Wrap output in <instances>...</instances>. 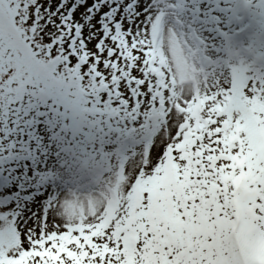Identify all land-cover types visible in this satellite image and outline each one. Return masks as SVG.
Listing matches in <instances>:
<instances>
[{"label": "snow or ice", "instance_id": "1", "mask_svg": "<svg viewBox=\"0 0 264 264\" xmlns=\"http://www.w3.org/2000/svg\"><path fill=\"white\" fill-rule=\"evenodd\" d=\"M33 111L100 188L0 213V264H264V0H0Z\"/></svg>", "mask_w": 264, "mask_h": 264}, {"label": "bare ground", "instance_id": "2", "mask_svg": "<svg viewBox=\"0 0 264 264\" xmlns=\"http://www.w3.org/2000/svg\"><path fill=\"white\" fill-rule=\"evenodd\" d=\"M29 116L34 119L23 117L18 122L10 151H0V177L4 178L0 195H11L6 203L13 207L10 214L41 215L49 202L62 200L72 191H98L100 185L65 152V134L55 121L44 120L34 111Z\"/></svg>", "mask_w": 264, "mask_h": 264}, {"label": "rangeland", "instance_id": "3", "mask_svg": "<svg viewBox=\"0 0 264 264\" xmlns=\"http://www.w3.org/2000/svg\"><path fill=\"white\" fill-rule=\"evenodd\" d=\"M27 119V117H26ZM49 120L45 117L44 120ZM1 120V119H0ZM23 117L19 121H22ZM43 120V122H44ZM12 116H9L7 121L2 119V124L0 125V151L2 153L7 154L10 151V146L12 143V138L17 133L18 122ZM13 207L9 205H1L0 204V213H10Z\"/></svg>", "mask_w": 264, "mask_h": 264}]
</instances>
